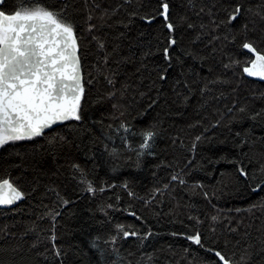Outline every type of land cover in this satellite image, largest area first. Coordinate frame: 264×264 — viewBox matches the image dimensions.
Segmentation results:
<instances>
[{
  "label": "snow or ice",
  "instance_id": "1",
  "mask_svg": "<svg viewBox=\"0 0 264 264\" xmlns=\"http://www.w3.org/2000/svg\"><path fill=\"white\" fill-rule=\"evenodd\" d=\"M6 3L0 0V148L43 139L44 144L30 150L33 171L48 174L46 155L56 172L67 166L77 189L71 192L75 199H70L37 177L27 190L19 177H0V206L22 201L41 186L43 196H56L51 206L44 205L46 212L40 217L51 225L41 230L47 235L41 236L35 222L26 225L19 238L6 227L0 230V242L13 241L0 249V264H29L28 253L44 242L47 246L37 255L47 264H134L127 257L137 254L135 264H264V229L253 236L245 225L241 233L244 221L230 215L264 213V92L243 91L249 78L264 81V0H155V7L141 2L130 11L124 5L131 0L114 6L111 0H83L82 13L75 15L67 2L20 0L11 10ZM121 11L125 16L113 21ZM88 44L98 53L90 67L104 82L91 102L89 94L99 80L85 72ZM128 67L133 71L123 73L121 80V70ZM129 76L137 79L132 82ZM166 89L175 105L168 118L185 119L191 109L186 125L199 129L182 162L175 156L166 159L167 149L158 151L163 120L150 116ZM90 104H107L108 110L92 119ZM170 139L172 146L179 140L185 147L179 135ZM97 141L99 153L90 149ZM79 152L92 162L91 169L75 162ZM98 155L106 157L113 172L124 164L135 172L120 184L90 179ZM162 171L166 182L158 179ZM143 172L157 182L140 195L135 189ZM209 180L213 182L205 183ZM117 189L145 209L160 207L165 196L174 200L177 189L190 200L202 199L210 212L187 203V224L180 220L178 230L167 233L200 251L173 244L155 247L154 238L162 234ZM107 192L112 195L86 209V218L74 230L79 237L58 243L63 234L57 235V226L66 214H73L66 209L83 193L96 199ZM222 197L247 206L220 208ZM120 212L142 227L118 222L115 214ZM168 214L177 215L173 209ZM32 233L35 239L27 249L16 242ZM129 238L137 242L136 251L125 250L124 255L121 247Z\"/></svg>",
  "mask_w": 264,
  "mask_h": 264
},
{
  "label": "trees",
  "instance_id": "2",
  "mask_svg": "<svg viewBox=\"0 0 264 264\" xmlns=\"http://www.w3.org/2000/svg\"><path fill=\"white\" fill-rule=\"evenodd\" d=\"M26 2V0H25ZM45 2L49 5H63L65 2L72 5L69 8V12L72 14H77L78 12L82 13L83 11V0H45ZM122 0H111L113 6L116 3H121ZM149 4L151 3L152 7H155V0H131L130 4L124 5L129 11L135 8L139 3ZM20 3V0H7L6 7L11 10L16 4ZM125 13L121 11L117 17L113 18V21L116 19L123 18ZM113 21H110L113 22ZM83 55L87 56V59L83 60L85 64V72H92L93 76L99 80V83L96 84V87L91 90L89 94L90 102L95 100V93L97 90H103L104 82L102 77L96 72L95 68L90 67L91 65L96 64V57L98 53L96 52L94 45L88 44V50ZM122 75L119 77L123 80V73H131L133 69L131 67L123 68ZM145 76L148 75L147 72L144 73ZM87 78V77H86ZM137 79L135 76H129V80L134 82ZM147 83V81H145ZM143 90V89H141ZM243 91L247 95H251L255 92L257 95L260 92H264V81H261L259 78H249V80L244 84ZM173 94L167 89L162 93L161 99L156 106L155 110L150 114L151 117H157L163 120V128L165 129L163 136L160 140L157 141L158 151L160 149H167V153L165 158L171 159L173 156L180 158L181 162L183 158L187 155V146L191 143V138L198 134L199 129L191 130L186 125L191 122V119L187 117L191 115V109L188 110L185 119H169L168 114L170 112L174 113L175 105H173ZM90 110L93 112L92 119H99L101 114H106L108 110V105H104L103 107H97L96 105L90 104ZM105 123H109V121H105ZM143 126V125H140ZM91 127V125H89ZM53 131H59L57 128H53ZM223 131V129H221ZM93 134L95 136H99L100 133L98 130L93 129ZM179 135L183 141L185 147H180L179 140L177 141L175 146L171 144V137H175ZM138 142V138H137ZM85 143H87V138L85 139ZM35 144H44L43 139L34 138V142L27 141H17L15 143L9 142L8 145L0 148V177L10 176L11 178L19 177V183L24 186V189H29V182L33 179V177H37L41 180L42 185H52L57 188L62 196L65 198L75 199L71 195L72 190L77 189L75 181H73L70 177V170L65 166L61 168L59 172H56L55 166L51 163L50 158L46 155L43 157L45 161H47L46 171L47 175H41L33 171V165L35 161L31 155V149L34 148ZM116 145L119 146V141H116ZM84 146L82 145V148ZM101 145L97 141L94 146H90L91 151L99 153ZM26 150L28 152L26 153ZM87 150V149H85ZM19 153V155H17ZM75 162L80 163L81 165L86 166L87 168H92V162L83 155V152L76 153ZM60 163H64L66 165L65 160H61ZM96 168L94 169L92 175L89 177L93 180H103L109 183L115 182L116 184H120L124 179L129 177L130 173L135 172V169L128 164H124L117 171L113 172L109 168L106 163V157H102L98 155L97 160L95 161ZM226 167V166H225ZM56 172V175L53 176L52 173ZM140 177V186L135 189V191L139 192L140 195H144V193L148 190V188L152 187L157 181H154L150 174L147 172L139 173ZM163 178L166 182V174L162 171L158 177V179ZM197 179L202 178V173L197 174ZM213 181H205V183H212ZM118 192L123 196L124 200L128 203H135V208L138 210V214H143L147 218V223L152 226L153 230L161 233V236L155 237L153 244L155 247H162L167 244H173V247L179 246L180 248H189L193 253L199 252V248L192 244L191 242H187L183 239L172 238L167 235V233L178 230L180 227L179 221L184 220V223L187 224V220L185 219V215L187 214V209L183 207V205L187 203L196 204L197 208L200 212L208 213L210 209L207 204L199 198L189 199V196L179 189L174 192L172 195L175 199H170L165 196V203L160 207L145 209L144 206L137 202L128 201L126 195H124L121 189H117ZM44 188L41 186L37 192L31 194V196L20 201L16 206L12 208L0 209V230L5 227L9 232H14L17 234V238H19L20 234L24 231L25 226L31 222H35L37 225V231L41 232V230L48 229L51 225L49 224L47 218L40 219V217L44 216L46 212V208L44 205H52V202L55 201L56 196L54 193H48L47 196H43ZM111 192H107L104 196H100L97 194L96 199H92L89 194L83 193L81 194V199L77 201L75 204H72L70 208L66 209V212L70 211L73 214L71 216L65 215L63 220L57 226V235L60 236L63 234V240H58V243H62L64 241H68L73 237H79V233L74 231L80 225V222L86 218L87 208L94 207L95 204L100 199H105L107 196H111ZM179 202L181 207L174 208L173 206ZM216 203V201H213ZM247 205L245 203L240 202L237 199L228 200L225 197H222L219 201L218 207L220 208H245ZM173 209L177 215L175 218L169 215V210ZM237 220H243L244 224L240 225V232L243 233L245 231V225H250L248 231L252 233L253 236L258 235L259 230L264 229V213L260 210H255L253 214H249L247 212L241 213L237 215L235 212L230 214ZM99 218V217H98ZM203 218V217H201ZM115 219L118 222L125 224L135 225L137 228H141L142 225L139 221H137L131 215L120 212L115 214ZM71 233V235H70ZM35 233L30 234L25 237L23 240L17 239L16 242L21 243L27 249V245L35 239ZM47 235V232H41V236ZM238 238V237H235ZM13 241L8 240L6 242H0V249L5 248L8 244ZM137 242L134 241V238H129L127 242H124L121 247V252L124 255H127L126 251L135 252V244ZM47 246V243L44 242L41 247L37 248L33 252L28 253L29 264H47L43 257L37 255L38 252H42L44 247ZM147 251H151V248H147ZM183 253H180L182 255ZM202 254V253H201ZM0 256H3V252H0ZM130 260H133L135 264V260L139 259L138 254L136 256L127 257ZM183 264V261L181 262Z\"/></svg>",
  "mask_w": 264,
  "mask_h": 264
},
{
  "label": "water",
  "instance_id": "3",
  "mask_svg": "<svg viewBox=\"0 0 264 264\" xmlns=\"http://www.w3.org/2000/svg\"><path fill=\"white\" fill-rule=\"evenodd\" d=\"M55 128V127H54ZM20 201L15 202L13 205H8V206H0V209H5V208H12L16 206Z\"/></svg>",
  "mask_w": 264,
  "mask_h": 264
}]
</instances>
